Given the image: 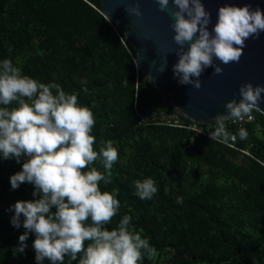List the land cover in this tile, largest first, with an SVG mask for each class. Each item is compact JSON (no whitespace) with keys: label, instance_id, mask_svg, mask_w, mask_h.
<instances>
[{"label":"trees","instance_id":"obj_1","mask_svg":"<svg viewBox=\"0 0 264 264\" xmlns=\"http://www.w3.org/2000/svg\"><path fill=\"white\" fill-rule=\"evenodd\" d=\"M4 58L22 75L60 84L91 109L93 149L110 141L117 151L110 182L99 184L101 191L116 189L119 201L105 227L115 228L123 215L131 218V230L155 249L138 264H264V166L205 135L189 140L183 128L138 124L161 94L136 67L134 49L104 17L100 0H0ZM253 115L243 126L247 138L237 143L252 142L251 150L264 158V115ZM24 159L0 160V264H35L31 232L23 253L15 254L25 230L14 228L6 211L17 200L33 199L30 183L15 190L9 185ZM93 167L104 171L98 161ZM145 177L157 185L150 200L133 194V181ZM63 264L76 261L65 257Z\"/></svg>","mask_w":264,"mask_h":264},{"label":"clouds","instance_id":"obj_2","mask_svg":"<svg viewBox=\"0 0 264 264\" xmlns=\"http://www.w3.org/2000/svg\"><path fill=\"white\" fill-rule=\"evenodd\" d=\"M156 5L167 10L169 0H156ZM171 5L169 26L177 46L172 74L181 85L199 88L205 68L211 66L219 74L222 69L215 60L222 64L238 61L245 41L264 31L259 6H218L209 30L210 13L202 0H171ZM125 10L137 17L141 14L138 3L125 5ZM262 93L264 85L242 83L239 99L226 101L225 112L215 115L209 139L227 143L226 121L251 119L253 112L264 114L259 107ZM12 102L15 106L7 107ZM93 124L91 109L78 104L76 94L66 93L58 83L22 75L8 58L0 60V160L19 163L24 157L20 169L9 176L10 189L21 183L33 186V199L17 200L6 209L12 212L9 223L25 230L18 236L15 254L23 253L31 232L35 264H43L45 258L49 264H63L65 257L76 264H138L142 255H155L148 238L131 230L128 215L115 228L105 227L117 214L119 201L116 189L101 191L99 184L110 182L117 151L110 141L98 146V151L93 149ZM235 136L243 140L248 132L240 127ZM94 161L102 165L103 172L93 167ZM133 186V194L141 200H150L157 192L151 177L134 180ZM53 206L55 211L50 210ZM84 241L89 243L85 246Z\"/></svg>","mask_w":264,"mask_h":264},{"label":"water","instance_id":"obj_3","mask_svg":"<svg viewBox=\"0 0 264 264\" xmlns=\"http://www.w3.org/2000/svg\"><path fill=\"white\" fill-rule=\"evenodd\" d=\"M133 3L139 4L138 17L125 10V5ZM202 3L210 13L209 30L215 23L217 7L225 3L259 6L264 14V0H202ZM100 4L104 17L123 33L134 49L136 67L161 94L152 109L167 105L190 121L212 124L217 113L225 112L226 101L239 99L238 88L242 83L264 85V31L245 41L238 61L222 64L215 60L222 69L219 74L213 73L211 66L205 68L199 77L200 87L194 88L178 84L172 74L177 46L169 26L173 21L170 12L174 10L171 0L163 11L157 8L156 0H100ZM261 95L264 97V93ZM259 107L264 111V100Z\"/></svg>","mask_w":264,"mask_h":264},{"label":"built area","instance_id":"obj_4","mask_svg":"<svg viewBox=\"0 0 264 264\" xmlns=\"http://www.w3.org/2000/svg\"><path fill=\"white\" fill-rule=\"evenodd\" d=\"M254 119V115L252 113V118L244 120H237L232 121L228 120L225 122L226 130L230 134V138L227 143H223L231 148L237 149L244 153L245 155L249 156L250 158H253L257 160L260 164L264 166V158L259 157L257 154H255L251 147L252 142L247 143V146H239L238 145V136H235L237 130L240 127H243L247 123L251 122ZM138 124L141 125H150V124H157V125H165V126H172V127H179L186 129V131H189V140H192L195 138V136L198 135H205L209 138L208 133L213 129L214 123L212 124H204V123H198L195 121H190L186 118H184L182 115L177 113L175 110L166 111L163 109H153L150 110L149 113H147L144 116L139 117ZM235 137V138H232ZM253 148V147H252ZM52 209H55V206L52 207Z\"/></svg>","mask_w":264,"mask_h":264}]
</instances>
